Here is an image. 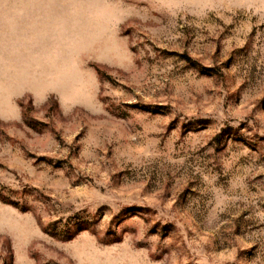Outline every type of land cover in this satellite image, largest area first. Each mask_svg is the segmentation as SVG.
I'll list each match as a JSON object with an SVG mask.
<instances>
[{
	"label": "rangeland",
	"instance_id": "374dc122",
	"mask_svg": "<svg viewBox=\"0 0 264 264\" xmlns=\"http://www.w3.org/2000/svg\"><path fill=\"white\" fill-rule=\"evenodd\" d=\"M0 264H264V0H0Z\"/></svg>",
	"mask_w": 264,
	"mask_h": 264
}]
</instances>
